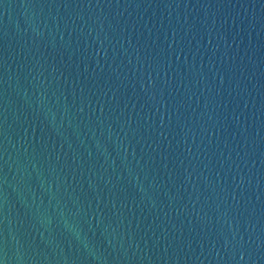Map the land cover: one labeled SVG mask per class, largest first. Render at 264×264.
<instances>
[{
    "label": "water",
    "instance_id": "1",
    "mask_svg": "<svg viewBox=\"0 0 264 264\" xmlns=\"http://www.w3.org/2000/svg\"><path fill=\"white\" fill-rule=\"evenodd\" d=\"M0 264H264V0H0Z\"/></svg>",
    "mask_w": 264,
    "mask_h": 264
}]
</instances>
